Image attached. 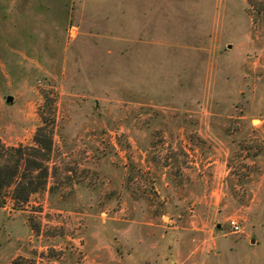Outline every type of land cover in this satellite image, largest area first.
I'll list each match as a JSON object with an SVG mask.
<instances>
[{"label":"rangeland","instance_id":"rangeland-1","mask_svg":"<svg viewBox=\"0 0 264 264\" xmlns=\"http://www.w3.org/2000/svg\"><path fill=\"white\" fill-rule=\"evenodd\" d=\"M14 262L264 264V0H0Z\"/></svg>","mask_w":264,"mask_h":264},{"label":"built area","instance_id":"built-area-1","mask_svg":"<svg viewBox=\"0 0 264 264\" xmlns=\"http://www.w3.org/2000/svg\"><path fill=\"white\" fill-rule=\"evenodd\" d=\"M229 224H230L233 234H239L242 232L241 227L236 220H233V219L230 220Z\"/></svg>","mask_w":264,"mask_h":264},{"label":"water","instance_id":"water-1","mask_svg":"<svg viewBox=\"0 0 264 264\" xmlns=\"http://www.w3.org/2000/svg\"><path fill=\"white\" fill-rule=\"evenodd\" d=\"M231 46H229V48H230ZM14 101V98L13 97H11V96H8L7 98H6V102L7 103H12ZM218 228H219V226H218Z\"/></svg>","mask_w":264,"mask_h":264},{"label":"trees","instance_id":"trees-1","mask_svg":"<svg viewBox=\"0 0 264 264\" xmlns=\"http://www.w3.org/2000/svg\"><path fill=\"white\" fill-rule=\"evenodd\" d=\"M18 262H14V263H12V264H17Z\"/></svg>","mask_w":264,"mask_h":264}]
</instances>
